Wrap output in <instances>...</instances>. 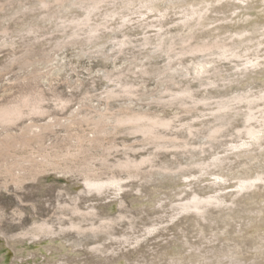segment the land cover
I'll return each mask as SVG.
<instances>
[{"label": "rangeland", "instance_id": "obj_1", "mask_svg": "<svg viewBox=\"0 0 264 264\" xmlns=\"http://www.w3.org/2000/svg\"><path fill=\"white\" fill-rule=\"evenodd\" d=\"M77 1L81 0L60 5L45 0L40 11L36 0H0L4 5L0 11V264H264V192L252 196L231 192L239 181L264 176V126L257 145L245 139L248 147L238 153L216 151L219 164L198 174V188L211 183L216 190L202 196L216 198L220 207L206 205L198 216L165 221L132 248L111 244L104 251L96 248L100 242L92 241L94 237L105 241L128 225L137 228L162 216L154 209L173 199L153 203L149 197L153 188L166 182L165 186L172 185L170 172L199 162L192 160L202 157L192 152L195 147L206 153L221 146L217 143L222 137L190 139L189 131L207 130L225 118L229 133L243 127L242 116L235 114L242 106L222 110L212 101L245 91L251 80L243 78L240 87L230 85L222 91L205 89L207 82L236 75L224 74L221 62L206 68L205 76L193 72L190 65L201 60L189 56L186 49L208 41L213 32L217 37L239 29L250 33L254 25L264 23V13H253L255 19L240 28L219 22L221 17L181 33L171 31L169 42H142L136 40L139 32L104 34V30L90 33L97 36L96 42L77 40L53 26ZM116 1L89 3L90 12L94 16L101 15L103 8L110 12ZM147 1L165 11L196 0ZM115 9L116 16H132L127 3ZM166 21L148 19L162 28L168 27ZM209 25L215 27L206 31ZM29 30H35L34 35L26 34ZM121 35L126 37L123 46ZM222 44L229 49L228 39ZM168 48L184 51H164ZM263 53V48L250 47L241 50L240 57L262 59ZM254 84L263 87L264 77ZM133 118L146 122H124ZM155 120L165 123L158 135L136 134L138 127L147 128ZM124 160L133 161V166H114ZM85 184L92 189L81 194ZM178 221L182 223L174 228ZM70 223L84 226L67 230ZM38 225L45 228L39 230ZM170 232L179 244L168 251L156 250ZM183 239L197 252L183 251ZM76 249L81 252L73 254Z\"/></svg>", "mask_w": 264, "mask_h": 264}, {"label": "bare ground", "instance_id": "obj_2", "mask_svg": "<svg viewBox=\"0 0 264 264\" xmlns=\"http://www.w3.org/2000/svg\"><path fill=\"white\" fill-rule=\"evenodd\" d=\"M36 1L40 4V11L44 10L46 7L45 0ZM51 1H55L56 3L62 5L66 0ZM101 1H77L78 4L72 5L71 9L66 10L64 13L67 15L64 18L59 19L53 26L57 27L59 30H62L65 34L71 35L72 38L76 37L77 40L82 41L91 39L97 42V36L93 35L90 37V33H92L93 31L96 32L98 30H104L107 31L104 32V34H120L121 32H124L130 34L133 33L134 35L139 32L140 34H136V40H142V42L150 41L149 39H152L154 42H169V38H171L172 35L171 31L181 33L186 28L191 27L192 25L200 27L204 22H216V19L221 17H223V20L219 22L236 25L239 27L240 25L242 26L245 23L253 20L254 17L251 16L253 13L258 15L260 13H264V0H196L194 2H189L184 6H172L165 11L160 10L161 12L157 8H153L150 5L145 4L146 0H119L116 1L118 3L117 7H120L127 3L129 8L133 9V11L131 12L132 16H129L130 13L126 16H116V6H114V9H111L110 12L112 13L108 12V9L105 7L106 10H103V8L101 15H92V13L90 12L89 3H100ZM152 1L155 0H148L147 2L152 3ZM140 3L143 4V6H139ZM103 5L106 6V4H102V6ZM136 5L138 6V8L135 7ZM3 7L4 5L0 4V11L3 9ZM110 7H112V5H108V8ZM71 10L76 12L74 13ZM142 11H145L146 13L144 15L140 14V12ZM92 12H94V10H92ZM82 14H84V16L81 17ZM163 18H167L166 22L169 24L168 27L162 28L160 25H151V23L148 22V19H153L155 23H158V21ZM114 23H116V26H112ZM260 24L261 22L258 23V25H254V27L252 26L253 28L249 30L251 31L250 33H248V30L239 29L234 31L236 32L234 34L227 33L224 36L217 37L218 34L216 32H213L211 33V38L208 41L200 42L186 49L187 51L193 53L190 54V52H188L189 56L199 57L201 60L196 66H194V64L190 65V68H194V70H192L193 72L196 71L202 73L200 75L205 76L206 74L204 73L206 72V68H212L215 64L221 62L225 65L223 69L227 71L224 74L236 75V77L232 79L230 78L228 80H226V78L220 77V79H223V82H207V86L205 87V89L211 88L215 91H222L230 85L240 87L243 83V78H249L251 80V84L245 91L235 90L230 94V96H227V98H219L212 101L214 107L222 110L229 109L233 105L242 106L243 110L236 112L235 114H239V116H242V120L239 122V124H242L243 127L241 129L234 128L231 130V133H229L226 129L227 124H223L227 121L225 118L213 125H210L211 128L207 130H193L192 132L189 131L188 137L190 139L200 140L206 138V140H211L212 137H222V140L217 143L221 146L218 149L212 147V149L206 153H202L203 151L199 150L201 149L200 147H195L192 152H195L194 154L196 155H202V157L193 158L192 160H200L199 162L186 165L176 173L172 174V172H170L168 176H171L169 180L172 185L165 186V184H167L166 182L164 185H159L153 188V192H151L149 196L150 201H152L153 203L157 204L159 202H164V200L166 199H173V201L159 203L154 209L156 213H161L162 216L158 214L154 218L149 219L146 224L143 223L141 226H137V228H134L133 224L128 225V227L126 229H123L121 233H118L113 237L109 236L105 241H103V238L101 237H94L92 239L93 244L100 242L96 248H98L99 250L103 249L104 251H108L107 247L109 245L111 246V244H122V247L129 246L132 248L145 236L149 235L151 231H155L157 227H161V225H164L163 223L165 221L174 222L177 221L176 219L188 216L189 214L198 216L197 213H202V210L206 205H210L211 207L214 205L221 206V204H219L220 202L216 198L212 196H202L205 194H210L211 192L214 194V192L216 191H213L215 185L206 183L198 188L199 183L197 180V176L198 174H200V172L206 171L209 167H213L215 166V164H219V156L217 155L216 151L222 153L232 149L233 152L238 153L248 147V144L244 141L245 139L253 141L257 145L259 134L261 132L260 129L262 126H264V84L262 85L263 87L258 88V85L255 86L254 80L264 77V57L262 59L258 57H249L247 59H243L240 57V52L241 50L248 49L250 47L258 48V50L261 48L264 49V23L262 25ZM133 25H135V27H133ZM213 27L215 26L209 25L205 30L209 31L213 29ZM143 29L145 31H143ZM150 31H155V34H150ZM34 32L35 30H29L28 32H26V34L34 35ZM1 33H6V30L1 31ZM104 34H102V36H104ZM242 37H249L246 38L248 39V41H243L245 39H242ZM121 39L122 40H120L119 43L121 46H123V43L125 41L123 39H126V37L124 35H121ZM227 39L228 43L230 42V44L228 45L229 49L225 50V47H227V45L222 44V42L226 41ZM152 47L156 46L152 45ZM164 51L180 52L184 51V49L181 48L169 50L168 48V50ZM232 68L234 69L233 73L230 71ZM234 102L237 103L235 104ZM235 119H238V117H236ZM124 122L144 123L146 121L142 118H133L130 120H125ZM148 124L149 127L147 128L138 127L135 130L137 131L136 134L146 135L153 133L154 135H158V133L156 132H158V130H160L161 128H164L165 125L164 122L158 120L150 121ZM238 162H240V159L238 160ZM116 164L114 166L120 167L122 169H128L133 166L134 162L124 160L121 162L119 161ZM160 173L163 174L167 172L163 171ZM181 185H185V187H180ZM83 187L84 191H82L81 194H87L89 190L92 189V185L90 184H85ZM93 187L95 186L93 185ZM158 188H160L161 191L157 190ZM257 191L264 192L263 175H257L253 180L237 182L236 188L231 192H236L238 195L247 194L252 196L251 193ZM153 196H155V198H152ZM166 206L169 207L166 208ZM261 206L264 207V204ZM249 214L250 213H247L246 216H249ZM142 217L143 219L148 218L147 216ZM124 218L125 217L123 216H118L117 219L124 220ZM138 222L142 221L138 220ZM180 223H182V221L173 223V227L177 228ZM183 223L184 224H182V227L187 228L188 225H186L184 221ZM191 225L197 228L196 222H192ZM83 226L84 224L81 223H70L67 230L81 229ZM44 228V225H38L39 230H43ZM176 240L175 236H173L170 232V237L165 239V241H162L161 247L156 250H161V252H163L168 251L170 248H175L179 244L178 242H176ZM181 246V249L183 251L187 248H189V250L191 251L192 248H194V246H190L189 244H187L186 240L184 241V239ZM69 247H72V245H69ZM80 252L81 250H73V254H78ZM189 254L190 252L185 253L186 256H189Z\"/></svg>", "mask_w": 264, "mask_h": 264}]
</instances>
